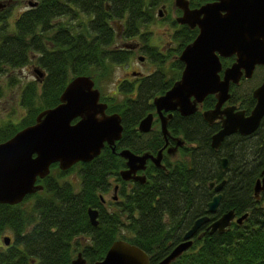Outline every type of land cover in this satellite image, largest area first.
Returning a JSON list of instances; mask_svg holds the SVG:
<instances>
[{
  "label": "trees",
  "instance_id": "obj_1",
  "mask_svg": "<svg viewBox=\"0 0 264 264\" xmlns=\"http://www.w3.org/2000/svg\"><path fill=\"white\" fill-rule=\"evenodd\" d=\"M19 2V0H16ZM35 4L7 19L8 8L0 11V96L17 83L14 71L32 57L43 72L40 80L23 84L19 104L24 114L17 122L0 121V142L19 129L33 123L42 109L58 102L64 85L75 75L90 76L102 90V80L109 77L112 65L123 63L130 52L115 47V31L111 21L120 25V36L128 40L139 36L160 11L155 9L171 0H33ZM212 0H188L197 7ZM11 6V5H10ZM176 16L179 10L174 8ZM60 16L77 19L55 21ZM7 18V19H6ZM172 25L173 46L161 53L155 47L145 48L157 71L140 80L137 95H126L121 101L102 99L106 112L120 115L122 133L119 146L138 151L133 134L140 118L151 109L150 100L167 89L178 76L181 62L176 56L196 34V28L178 24L166 15ZM227 64L232 58H220ZM130 89V88H128ZM129 90L121 89L125 93ZM245 110L252 104L249 93L244 96ZM212 97L204 99V107ZM167 129L181 135L185 145L179 158L167 170L153 169L145 183H135L129 190L120 187V199L113 209H105L101 195L108 189L121 162L109 148L102 149L87 162H77L66 170L55 163L50 172L36 182L42 189L26 194L16 204L0 203V239L8 234L10 242L0 247V264H69L76 252L87 263L103 257L112 241L135 244L156 264L176 243L197 217L209 220L232 209L233 220L221 232H208L206 223L191 238V244L169 264H264V191L254 199L253 184L260 177L264 161V116L256 130L247 136L231 134L214 150L209 138L216 129L208 125L196 111L188 116L174 115ZM176 129H180L177 130ZM159 133H152L149 147ZM139 135V134H138ZM226 158L222 169L219 157ZM75 170L76 188L64 179ZM54 173V174H52ZM224 179L221 198L214 213L206 211V203L214 195L208 183ZM87 208L97 211L96 225L90 224ZM246 213L237 223L235 218Z\"/></svg>",
  "mask_w": 264,
  "mask_h": 264
},
{
  "label": "water",
  "instance_id": "obj_2",
  "mask_svg": "<svg viewBox=\"0 0 264 264\" xmlns=\"http://www.w3.org/2000/svg\"><path fill=\"white\" fill-rule=\"evenodd\" d=\"M0 2V9L3 7ZM173 5L180 10L175 17L179 24L196 28L193 39L185 44L177 60L182 63L179 77L168 89L151 100L160 119V130L166 133V119L161 111L176 110L187 115L196 110V105L207 94H214L213 107L202 111V117L210 123L220 115V128L210 136V147L217 149L224 136L234 132L246 135L259 125L264 114V80L253 89L255 102L245 115L234 106L220 109L228 97L229 82L236 83L240 75L249 77L255 65H264V0H212L190 8L187 0H173ZM233 56L231 64L225 67L221 77L220 58ZM39 76L41 73L34 69ZM38 72V73H37ZM106 104L99 100L98 89L87 75L73 76L62 88L58 102L40 110L33 123L19 129L12 136L0 142V203H19L26 194L42 189L36 178L48 174L49 166L57 163L60 170H66L77 161H89L98 155L103 143L111 145L120 137L122 126L120 115L106 113ZM152 114L147 113L137 124L140 131L150 127ZM74 118L76 121L72 122ZM181 143V142H180ZM113 150V147H112ZM160 150L155 156L144 153L136 155L122 149L118 155L126 158L129 169L120 172L126 179L134 163L142 164L149 157L158 164ZM226 158H221V168H225ZM125 174V175H124ZM260 177L254 181L253 196L264 191V161ZM224 179L208 187L214 195L206 203V211L214 213L219 204L220 190ZM90 224L96 225L97 211L86 210ZM246 213L235 218L237 223ZM234 213L228 209L209 220L207 215L197 217L183 233L181 241L156 264H169L191 244L192 236L201 225L206 223L208 232L221 233L233 220ZM3 245H8L10 238L2 236ZM69 264H149V256L135 244L117 239L111 242L103 257L87 263L80 252L75 254Z\"/></svg>",
  "mask_w": 264,
  "mask_h": 264
},
{
  "label": "flooded vegetation",
  "instance_id": "obj_3",
  "mask_svg": "<svg viewBox=\"0 0 264 264\" xmlns=\"http://www.w3.org/2000/svg\"><path fill=\"white\" fill-rule=\"evenodd\" d=\"M0 2H2L4 4L2 9H0V11H2L3 9L8 8L7 9L8 10L7 11L8 12L7 18H9L10 16L14 17V14L10 13L11 7H13L14 5L23 4V7H24L25 5L26 6H32V5L35 4V1H33V0H19V2L16 1V0H0ZM161 6L163 7V5H161ZM188 6H189V3H188ZM190 8H193V7H190ZM179 14H180V10H179ZM16 15H18V14H16ZM175 17L176 16H174V20H175ZM148 46L149 45H146L144 43L141 46V44L139 42H132V43H127V42L122 43L121 42V45L119 47L125 48L127 51L130 52V56H131V54H133L135 52V50H139L140 51L142 49L144 51L145 48H148ZM130 56H129V58H130ZM136 57L140 61H143V59H145V57L141 56V55H137ZM229 58H232V61L234 59L233 56H230ZM128 59H126V61ZM232 61H230V62H228L227 64H224V65L221 63V70L219 72V76L220 77L222 75L223 69L225 67L229 66ZM127 63H128V61H127ZM153 63L156 64L157 62H153ZM122 64H126V63H122ZM35 66L36 67H33V76H37V77H34V78H36L37 80H40L42 78V76H43V72H42V70L40 69V67L37 64ZM258 68H264V65H255V67H254V69L252 71V74L249 77H245L242 74V75H240V77L238 78V81L236 83L229 82V84H228V97L220 105V109L224 108L226 106H234V110L235 111L236 110H242L245 115L249 112V110L253 107L254 102H255L254 98L252 97V91H253V89L255 87H257L264 80V73L259 74L258 83L253 88H250L248 91H247V89L241 90L239 88V84L242 81L250 79L255 74V71H257ZM34 69H37V71H39L41 73V75L39 76L38 74H36L34 72ZM181 69H182V63H181V68L178 70V76L173 81H175L179 77ZM155 71H157V66H156V69L153 72H155ZM153 72L141 74L140 72H138L136 70H131V74L132 75H136L135 79L134 80H130V81L129 80L127 81L126 79H120L116 83H114V87L117 89V92L119 94H121L122 96L126 95L127 97H130V99H133L137 95L138 87L140 85V80L143 77L145 78L146 76L150 75ZM173 81L171 82V84L173 83ZM93 86L95 88H97L94 85V82H93ZM128 88H130V89H128ZM97 89H98V92H99V100L102 101V102H104L102 99H111V98H113V95H118V93L116 91H113V92H110L108 95L103 96L102 95V91L100 92L99 88H97ZM121 89L129 90V91L123 93V92H121ZM165 90H163L162 93H164ZM162 93H160L158 95H161ZM246 93H249L250 97L252 99V104H251V106H250V108L248 110H245L244 107H243V105L246 104L245 100H244V97H243ZM158 95H155V96H158ZM207 96H211L212 97V104L209 107H204L203 102H204L205 97H207ZM205 97L202 99V101L200 103H198L196 105V110L194 112L190 113V114H193V113H195L197 111L200 114L201 118L203 119L202 114H201L202 111L211 109L213 107L215 101H216V99L214 97V94H207ZM152 98H151V100H152ZM151 100H150V103H149L151 105V109L148 112H146V114L147 113H151L152 114L149 129L146 130V131H140L137 128V124H138V122H139V120L141 118L138 120L136 126L134 127L135 131H137V133L133 134L134 142L132 144L134 145V147L136 146L138 151H133V150L127 148V147L119 146L120 137L117 140H115L111 145H108L107 143L104 142L102 147L100 148V151L102 149H104L105 147L109 148L111 153L114 154L115 156H117V158L121 162V167L116 170V173H117L116 176H118V179L115 176H112L110 182L108 183V189L105 192V193H108L111 190V202L112 203L119 201V199H120V187L124 186L126 188L124 190L127 191L133 185H135V183H145V181L148 178V176L150 174H152L153 169H161V170H165L166 171L167 170V165L168 166L173 165L174 161L179 158V150H180V148H182L185 145V142L182 139L180 134L179 135H174V134L171 133L172 132L171 130L167 129V121L170 120L175 114L178 115L179 117L188 116L190 114L181 115L176 110H173V111H163L162 110L161 111V115L162 116L165 117L168 113L170 114V117L166 119V133L163 136L162 133H161V130H160V119H159V116L155 112V109H154V106L151 103ZM105 112H106V107H105ZM106 113H112V112H106ZM220 115L218 114V116L215 117L210 123H208L206 120L203 119L205 121V123H207L208 125H210V126L211 125H215L216 126V129L213 131V133L216 132L220 128V122H221L220 117H219ZM263 116H264V114H263ZM263 116H262V118H263ZM262 118L260 119V122H261ZM76 120H77V118H74L72 120V122H74ZM260 122H259V124H260ZM156 123H158L157 124V128L153 127V124H156ZM121 126H122V124H121ZM177 130H180V129H176V131ZM153 132L154 133H157V132L159 133L157 135L158 136L157 138H159V141H156V143L154 145V150H152L153 148L151 149V147H149V139L151 138L150 136H151V134ZM121 133H122V131H121ZM231 134L232 135L236 134L237 136H241V135L242 136H247V135H250L251 133L243 135V134H240L238 132H234V133H231ZM231 134L224 136L223 139L225 137H227V136H230ZM120 136H121V134H120ZM222 140H221V142H222ZM209 142H210V138H209ZM221 142H220V144H221ZM112 147H113V150H112ZM122 149H127L131 153L136 154V155H141V154L147 153V154H150L152 156H155L158 153V151L160 150L158 164H155L149 157H147V158H145V160H144V162L142 164L134 163L131 166V171H129L128 174H127L128 177L126 179H124V178H122L120 176V172L123 171V170L129 169V167H127V165H126V158L121 157V156L118 155V152L120 150H122ZM214 150H216V149H214ZM223 157L224 156H220L219 157L220 164H221V158H223ZM77 162H82V161H77ZM77 162L73 163L71 166L75 165ZM85 162H87V161H85ZM225 168H226V166H225ZM101 203L102 204L104 203L103 198H101Z\"/></svg>",
  "mask_w": 264,
  "mask_h": 264
},
{
  "label": "rangeland",
  "instance_id": "obj_4",
  "mask_svg": "<svg viewBox=\"0 0 264 264\" xmlns=\"http://www.w3.org/2000/svg\"><path fill=\"white\" fill-rule=\"evenodd\" d=\"M26 8V5L23 7V4L14 5L11 7V14H14V17L16 14H19L21 11H23ZM174 8H176L173 5V0H171V3L163 4L162 6H159L155 9L160 11V13L154 18L152 23H150L147 28L144 30H147L150 34L148 36L147 41H143L139 36H134L128 40H123V38L120 36V25L116 21H111V24L113 25L114 31H115V39H114V46L119 47L121 45V42H139L141 46L144 44L149 45L151 47H155L157 51L161 53H166L167 49L171 46H173L174 41L170 38V33L172 32V25L169 22L168 19H166V15H169V17L173 18L176 16ZM177 9V8H176ZM10 16L7 20L11 22V20L14 18ZM71 21L70 24L76 25L77 19L60 16L55 19V21L59 22H66ZM137 55L144 56L145 59L143 61H140L137 59ZM128 61V63H127ZM126 64H114L112 65L111 71L109 73V77L107 79L102 80V95H108L110 92L116 91L117 89L114 87V83H116L120 79H126L134 80L136 75L131 74V70H136L140 72L141 74L150 73L153 72L156 69L157 64H154L151 62V59L149 58V55L147 51H143L142 49L135 50L133 54H131L130 58L127 60ZM36 61L34 60V57L24 66L20 67L19 69H16L14 71V75L17 79V83L14 86L7 87L3 94L0 96V121L4 120H10L12 122H17L19 118L24 114V109L19 104V94L21 91V88L24 83L27 81H30L33 79V67H36ZM264 73V68H258L257 71H255V74L248 80L242 81L239 84V88L241 90L247 89V91L250 88H253L257 83L259 79V74ZM118 93V92H117ZM116 101H121L123 98L121 94L118 93V95H113ZM157 124H153V127L157 128ZM50 172V169L48 171V174ZM47 174V175H48ZM54 174V173H52ZM46 175V176H47ZM64 179L71 185L72 188H76L78 184L79 177L75 170H72L64 176ZM104 200L103 207L105 209H113L114 208V202H111V190L108 193H103L101 195ZM7 235L8 234H3ZM117 240V239H116ZM3 243L0 239V247H3ZM77 253V252H76ZM75 255V254H74ZM75 257V256H74ZM73 257V258H74Z\"/></svg>",
  "mask_w": 264,
  "mask_h": 264
},
{
  "label": "bare ground",
  "instance_id": "obj_5",
  "mask_svg": "<svg viewBox=\"0 0 264 264\" xmlns=\"http://www.w3.org/2000/svg\"><path fill=\"white\" fill-rule=\"evenodd\" d=\"M150 262V261H149Z\"/></svg>",
  "mask_w": 264,
  "mask_h": 264
}]
</instances>
